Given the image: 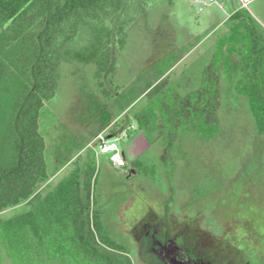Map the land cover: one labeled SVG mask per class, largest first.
<instances>
[{
    "label": "rangeland",
    "instance_id": "374dc122",
    "mask_svg": "<svg viewBox=\"0 0 264 264\" xmlns=\"http://www.w3.org/2000/svg\"><path fill=\"white\" fill-rule=\"evenodd\" d=\"M221 1L154 0L128 26L125 45H114V72L101 77L96 76L95 53L103 26L94 19L98 31L87 27L67 46L56 95L40 111L51 175L40 194L49 192L48 183L58 189L69 179L77 168L73 162H96L95 192L105 231L129 248L134 264H163L148 249L154 233L160 239L180 238L216 264H264V133L258 132L244 96L235 101L232 77L222 76L226 56V66L234 68L251 42L234 24L230 35L225 36L230 27L224 25L204 38L209 18L230 11L231 0H223L225 9L218 6ZM249 10L264 37V0H254ZM213 56L217 61H211ZM205 69L209 74L215 69L218 77H203ZM205 79H218L211 86L218 92L211 106L220 130L214 126L210 137L195 128L194 118L191 127L183 118L175 124L171 120L177 114L174 101L202 99ZM157 83V92L145 91ZM141 93L146 95L130 108L129 101ZM159 101L167 105L166 118L160 120L162 129L151 127L148 139L133 116L146 105L158 108ZM109 145L117 146L122 162L102 151ZM75 154L80 157L68 161Z\"/></svg>",
    "mask_w": 264,
    "mask_h": 264
},
{
    "label": "trees",
    "instance_id": "16d2710c",
    "mask_svg": "<svg viewBox=\"0 0 264 264\" xmlns=\"http://www.w3.org/2000/svg\"><path fill=\"white\" fill-rule=\"evenodd\" d=\"M153 1L0 0V264H6L5 260L12 264H134L129 248L105 231L95 192L96 162H86L84 166L73 162L77 168L69 179L58 189L48 183L49 192L43 197L40 194L39 189L51 178L47 146L40 132V111L56 95L60 66L71 40L87 27L97 32L93 20H100L103 37L95 53L96 76L114 72V48L125 45L128 26ZM253 19L243 10L229 21V35L235 25L251 45L234 68L226 66L227 56L224 57L222 76L232 77L235 101L241 102L244 96L258 132L264 133V37ZM211 61H217V56ZM213 70L209 74L205 69L203 77H218ZM209 80L201 84L200 101L184 98L183 104L177 105L180 102L176 100L171 106L177 113L171 120L183 118L190 124L195 119L194 126L204 137L213 135L214 126L220 130L216 107L211 106L218 94L211 86L216 87L218 79L214 83ZM158 84L145 91L155 92ZM99 85L104 87L102 80ZM144 95L134 97L128 106L133 108ZM206 96L212 99L207 101ZM208 103L210 107L206 108ZM158 105L159 109L146 105L133 116L138 128L151 139L149 132L162 129L160 120L166 118L167 105L160 101ZM196 111L201 114L197 121ZM74 157L75 161L80 156L75 154L68 161Z\"/></svg>",
    "mask_w": 264,
    "mask_h": 264
},
{
    "label": "flooded vegetation",
    "instance_id": "af4514ba",
    "mask_svg": "<svg viewBox=\"0 0 264 264\" xmlns=\"http://www.w3.org/2000/svg\"><path fill=\"white\" fill-rule=\"evenodd\" d=\"M134 172L132 168H129ZM154 255L163 262V264H195L190 259H194L197 264H216L206 256L196 255L192 249H189L180 238L165 237L160 239L155 233L151 236V242L148 248ZM204 261V262H203Z\"/></svg>",
    "mask_w": 264,
    "mask_h": 264
},
{
    "label": "crops",
    "instance_id": "0c3cea01",
    "mask_svg": "<svg viewBox=\"0 0 264 264\" xmlns=\"http://www.w3.org/2000/svg\"><path fill=\"white\" fill-rule=\"evenodd\" d=\"M219 1V0H218ZM239 1V3L238 4H235L234 3V0H231V3L230 4H228L226 1H221L220 3H219V7H220V9H225L226 8V6H227V4L229 5V7H230V11H229V13L228 14H226V15H222V17H215V16H211L209 19H210V26H209V29H208V32H207V34L204 36V38H211V36H212V34H214V33H217L220 29H222V27L225 25V26H227L228 25V23H229V21L233 18V16L237 13V12H239V11H248L250 14H251V16L253 17V18H255L254 16H253V14L251 13V11L249 10V5L251 4V3H253V1L254 0H238ZM194 3V2H193ZM211 4H214V3H211ZM209 5V4H208ZM256 20V19H255ZM256 21H258V20H256ZM231 23H232V21H231ZM229 27V26H228ZM229 31L230 30H225L224 32L226 33L225 34V36L229 33ZM200 42H203V39H202V41H199L198 43H197V45L199 46L200 45ZM202 44V43H201ZM197 45H195L194 46V48L195 47H197ZM192 51V49L189 51V52H191ZM188 52V53H189ZM183 58V57H182Z\"/></svg>",
    "mask_w": 264,
    "mask_h": 264
},
{
    "label": "built area",
    "instance_id": "2783aa9c",
    "mask_svg": "<svg viewBox=\"0 0 264 264\" xmlns=\"http://www.w3.org/2000/svg\"><path fill=\"white\" fill-rule=\"evenodd\" d=\"M193 1H194L195 4H198V5H201V4L202 5H208V4H211V3H217V0H193ZM102 151H104V152H110V151L113 152L111 154V160L113 162H117V163L122 162L121 161L122 157H121L120 153L118 152V149H117L116 145H114V146H111V145L104 146L102 148Z\"/></svg>",
    "mask_w": 264,
    "mask_h": 264
},
{
    "label": "water",
    "instance_id": "95a60500",
    "mask_svg": "<svg viewBox=\"0 0 264 264\" xmlns=\"http://www.w3.org/2000/svg\"><path fill=\"white\" fill-rule=\"evenodd\" d=\"M191 261H193L195 264H197L198 261L194 260V259H190ZM204 262V261H203ZM204 264H207L206 262H204Z\"/></svg>",
    "mask_w": 264,
    "mask_h": 264
}]
</instances>
